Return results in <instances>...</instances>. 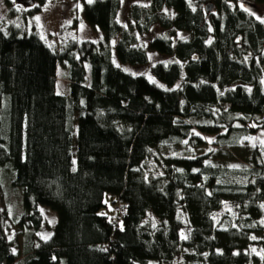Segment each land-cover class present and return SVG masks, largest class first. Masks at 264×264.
<instances>
[{"label":"trees","instance_id":"1","mask_svg":"<svg viewBox=\"0 0 264 264\" xmlns=\"http://www.w3.org/2000/svg\"><path fill=\"white\" fill-rule=\"evenodd\" d=\"M242 1L150 0L123 24L122 0H83L103 37L59 50L0 25V191L9 169L24 206L0 215V264H264V145L234 169L221 149L264 130V22ZM151 52L153 79L121 67ZM40 205L58 217L47 239Z\"/></svg>","mask_w":264,"mask_h":264},{"label":"rangeland","instance_id":"2","mask_svg":"<svg viewBox=\"0 0 264 264\" xmlns=\"http://www.w3.org/2000/svg\"><path fill=\"white\" fill-rule=\"evenodd\" d=\"M149 1L150 0H122V10L119 14V20L123 24H126L129 8L135 4H147ZM240 4L243 5V8L254 13L256 17L259 16L261 18L259 20L264 21V2L243 0ZM83 8V0H46L42 5L36 3L35 0L33 5L25 3L24 0H0V25L7 30L10 26L16 27L20 30L21 35L37 33L48 44V46L55 50H59L71 40L90 39L98 41L103 37V33L99 28L93 27L88 23L83 15ZM37 16L40 17L39 21L35 19ZM155 34L156 32L151 33L150 35H143L140 37L139 42L146 43ZM150 60V64L146 66L121 65L115 57V61H117L116 63L121 65L124 69H127L128 72L133 74H144L153 79L150 68L151 65L159 61V56L155 52H151ZM56 80L57 93L69 97L71 93V83L69 80L68 66L62 65L61 63L58 65ZM194 134L202 137L207 143L208 149H211L214 146L216 135L197 131H195ZM255 145H264V130L260 129L254 134L243 137L237 149L224 146L221 147V149L222 152L225 153V156L228 153L231 160L229 166L231 169H234L242 166V152L248 149V147ZM2 185L3 187L0 191V215L8 214L6 220L8 223L12 224V222L19 218L24 211L22 198L23 190L22 187L15 186L12 183L11 172L9 169L3 170L2 172ZM104 202L106 206L101 209L100 213L107 215L110 220L112 218H118V209H120V205L117 202V199L105 195ZM40 211L46 218V221L42 229L39 231V235L45 238L52 234L58 217L57 213L46 205H40ZM183 218L184 229L182 236L187 237L189 223L185 216H183ZM2 219L3 218L0 216V220ZM14 232L15 231L12 230L13 234ZM22 239L23 237L20 235L19 241ZM170 264H179V260Z\"/></svg>","mask_w":264,"mask_h":264},{"label":"snow or ice","instance_id":"3","mask_svg":"<svg viewBox=\"0 0 264 264\" xmlns=\"http://www.w3.org/2000/svg\"><path fill=\"white\" fill-rule=\"evenodd\" d=\"M87 2L89 3V4H91L92 2H93V0H87ZM242 7H243V5H241ZM79 7V6H78ZM246 11H247V9H245ZM253 15H254V13H253ZM257 19H261L259 16H257L256 17ZM35 19L37 20V21H39V19H40V17L39 16H37V17H35ZM262 22H264V21H262ZM125 71H127V69H125ZM153 82H155V81H153ZM185 143H186V141H185ZM52 222H54V221H52ZM48 237H45V239H47ZM183 238H187L186 236H184Z\"/></svg>","mask_w":264,"mask_h":264},{"label":"water","instance_id":"4","mask_svg":"<svg viewBox=\"0 0 264 264\" xmlns=\"http://www.w3.org/2000/svg\"><path fill=\"white\" fill-rule=\"evenodd\" d=\"M25 3L27 4H30V5H33V0H24ZM211 9H213V4L209 3L207 6H206V10L207 11H210Z\"/></svg>","mask_w":264,"mask_h":264},{"label":"built area","instance_id":"5","mask_svg":"<svg viewBox=\"0 0 264 264\" xmlns=\"http://www.w3.org/2000/svg\"><path fill=\"white\" fill-rule=\"evenodd\" d=\"M122 207V208H121ZM126 208L125 204L123 203L121 206H120V210H124Z\"/></svg>","mask_w":264,"mask_h":264}]
</instances>
